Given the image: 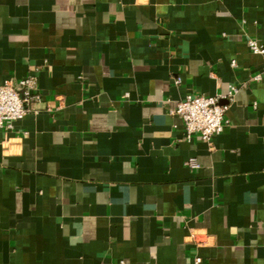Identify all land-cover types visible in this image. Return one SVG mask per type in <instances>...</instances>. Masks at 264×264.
I'll return each instance as SVG.
<instances>
[{
	"label": "crops",
	"instance_id": "obj_1",
	"mask_svg": "<svg viewBox=\"0 0 264 264\" xmlns=\"http://www.w3.org/2000/svg\"><path fill=\"white\" fill-rule=\"evenodd\" d=\"M249 40L264 0H0V86L41 95L0 130V264H264ZM188 95L229 106L211 143L171 114Z\"/></svg>",
	"mask_w": 264,
	"mask_h": 264
},
{
	"label": "built area",
	"instance_id": "obj_2",
	"mask_svg": "<svg viewBox=\"0 0 264 264\" xmlns=\"http://www.w3.org/2000/svg\"><path fill=\"white\" fill-rule=\"evenodd\" d=\"M249 48L254 54L264 55V47L256 41L249 40ZM261 75L256 80H261ZM180 83V81H177ZM235 89L229 96L233 97ZM41 102L38 83L35 77L22 79L13 85L6 83L0 86V130L11 128L13 123L24 119L27 115L35 112V105ZM229 106L222 105L217 97L203 95H188L180 101L171 112L173 116L179 117L184 123L187 139L192 140L199 136L204 142L211 143L215 136L224 132L227 127L226 113ZM188 166L199 167L195 160H190ZM201 260L197 259L196 264Z\"/></svg>",
	"mask_w": 264,
	"mask_h": 264
}]
</instances>
